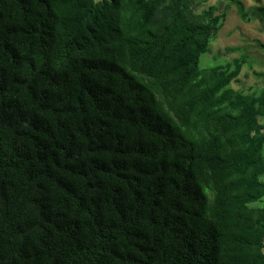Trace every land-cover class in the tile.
Segmentation results:
<instances>
[{"label":"trees","instance_id":"obj_1","mask_svg":"<svg viewBox=\"0 0 264 264\" xmlns=\"http://www.w3.org/2000/svg\"><path fill=\"white\" fill-rule=\"evenodd\" d=\"M207 1L0 0V264H264V85L200 66Z\"/></svg>","mask_w":264,"mask_h":264},{"label":"rangeland","instance_id":"obj_2","mask_svg":"<svg viewBox=\"0 0 264 264\" xmlns=\"http://www.w3.org/2000/svg\"><path fill=\"white\" fill-rule=\"evenodd\" d=\"M246 6H253V0H242ZM226 18L217 36L210 42V51L200 57V66H210L239 55V52L224 54L225 46H242L249 57V62L242 67L237 81H232L235 89H257L264 85V48L259 43H264V20L257 10L251 12L249 21H242L234 3L228 0H208L206 4H217L221 10L225 4ZM205 4V5H206ZM264 6V0H260ZM217 56L214 59V56ZM260 73V75L258 74Z\"/></svg>","mask_w":264,"mask_h":264}]
</instances>
